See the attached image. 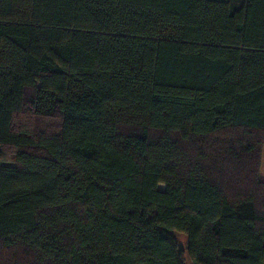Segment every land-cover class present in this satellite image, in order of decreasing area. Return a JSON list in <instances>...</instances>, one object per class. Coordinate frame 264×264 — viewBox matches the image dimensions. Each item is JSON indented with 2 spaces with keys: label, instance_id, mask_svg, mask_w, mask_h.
I'll return each instance as SVG.
<instances>
[{
  "label": "trees",
  "instance_id": "1",
  "mask_svg": "<svg viewBox=\"0 0 264 264\" xmlns=\"http://www.w3.org/2000/svg\"><path fill=\"white\" fill-rule=\"evenodd\" d=\"M231 129L258 176L264 0H0L12 264H264V184L205 152Z\"/></svg>",
  "mask_w": 264,
  "mask_h": 264
},
{
  "label": "rangeland",
  "instance_id": "2",
  "mask_svg": "<svg viewBox=\"0 0 264 264\" xmlns=\"http://www.w3.org/2000/svg\"><path fill=\"white\" fill-rule=\"evenodd\" d=\"M19 120L21 121H31L32 126L35 128L36 133L40 131H48V132H55L58 131L61 125V118L60 116L51 117V118H45V117H39L36 116L30 109L26 110L25 115L22 114L19 116ZM242 135L241 130H235L231 129L226 131V133L220 135V138L218 137L217 144L216 139H210L207 140V144L209 145L208 149H205V152L207 156L211 157V160L209 162H213V159L220 163L227 165L229 167L230 171H236L237 173L240 171L243 178L247 180V183L251 185L252 190L255 188V185L261 184L263 188L264 184V149H263V158L261 162V168L258 172V176L256 173H254L252 170V161H249L246 157H243V154H241V159L243 161L242 164L238 165V167L234 168L237 160H235L233 153L228 151V146L230 145L229 141L235 138H239ZM221 138H225L223 141H221ZM195 145V144H192ZM191 145V146H192ZM222 146L224 148H221L223 152L216 151L215 147ZM213 157V159H212ZM216 159H219L216 160ZM255 168V167H254ZM258 178V179H257ZM259 181V182H258ZM253 185V186H252ZM161 189H164L165 186L163 184L160 185ZM264 190V189H263ZM175 236L183 250L186 252L188 249V237L180 232H175ZM13 252L0 250V264H12L14 259L11 257ZM11 257V259H9ZM25 256L22 258H18L20 261H23ZM7 260V261H6ZM187 264H192L190 259L187 258Z\"/></svg>",
  "mask_w": 264,
  "mask_h": 264
}]
</instances>
